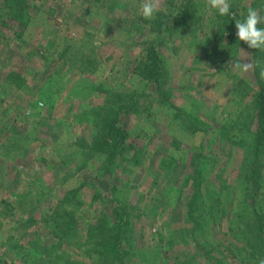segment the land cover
Masks as SVG:
<instances>
[{
  "label": "rangeland",
  "instance_id": "1",
  "mask_svg": "<svg viewBox=\"0 0 264 264\" xmlns=\"http://www.w3.org/2000/svg\"><path fill=\"white\" fill-rule=\"evenodd\" d=\"M5 1L0 264H115L100 245L115 224L116 264H264V152L250 177L264 51L222 41L206 0H160L152 19L143 0ZM262 3L230 0L229 13L263 16ZM153 44L172 105L136 71ZM237 60L259 67L237 73ZM132 93L126 146L106 174L83 147ZM71 205L72 232H55L50 215Z\"/></svg>",
  "mask_w": 264,
  "mask_h": 264
},
{
  "label": "trees",
  "instance_id": "2",
  "mask_svg": "<svg viewBox=\"0 0 264 264\" xmlns=\"http://www.w3.org/2000/svg\"><path fill=\"white\" fill-rule=\"evenodd\" d=\"M241 2V1H240ZM239 3L238 6L240 5ZM236 4L234 5L235 7ZM263 11L264 16V0L262 5L260 6ZM231 12H236L235 9H231ZM232 13L228 15L221 16L217 21L211 22L213 32L221 38V40L225 39H235L237 38L236 32L237 29L235 28V21L239 17V14H234L231 16ZM259 27L264 28V24L259 25ZM177 27L170 25L166 28L165 32H173ZM221 41V42H222ZM231 43V41H230ZM251 51V49L249 48ZM253 50V49H252ZM256 53V51H251ZM257 54V53H256ZM264 54V53H263ZM222 58H227V53L221 54ZM136 71L140 73V83L144 86V89H150L153 86L156 89V93L160 95V98L167 100L171 104V97L169 93L165 89V81L167 79V75L165 74V67H164V60L160 54L159 48L157 44H153L151 49L148 52L147 58L139 59ZM136 96H139L138 93L130 94V103H123V106L120 105L119 109L116 110H108L106 113V122L104 127L97 126L96 128L99 129L98 134L95 135L93 138V143L91 145H85L83 148L89 149L92 156H96L97 160L100 162L98 163L100 169H102L106 174H113L115 170V166L117 163L118 155L120 153V149L126 146L125 142L127 140V134L121 124V117L122 115H127L132 111H135L136 105L138 100H136ZM167 96V97H166ZM173 107V106H172ZM175 108V107H173ZM255 113L258 114L257 120V127L254 134V140L252 143V152L255 157L254 161V170L252 171L250 177L253 178V181L256 183L258 181L257 177L259 173L257 171V166H259V160L261 158L262 153L264 152V89L260 88L259 93L256 96V101L254 105ZM185 113V111H183ZM96 123H94L95 126ZM206 132H208V126L206 125ZM135 150V149H134ZM86 154V153H84ZM88 159L85 163L89 162ZM211 172H206V177L210 176ZM251 180V179H249ZM200 184V183H198ZM195 187H197L195 185ZM260 186H257L259 189ZM256 189V190H257ZM196 190V188H195ZM253 194L251 197H254ZM67 198V197H65ZM70 209V210H69ZM63 208L61 213H59L54 219L53 212L50 215V226L52 229L54 228L55 232L60 231V233L67 234V232H72L70 227L73 224L74 217L71 210H73V206L71 205L70 208ZM126 211L124 210L125 214ZM67 216V220L70 222V226H68L65 217ZM52 219V220H51ZM108 228V229H107ZM104 227L108 234L106 238L100 239V245L103 249H106V252L109 253L110 259L113 263H118L122 258L121 253V245H122V234H123V227L121 225H113L111 227ZM63 240V237L60 239Z\"/></svg>",
  "mask_w": 264,
  "mask_h": 264
},
{
  "label": "clouds",
  "instance_id": "3",
  "mask_svg": "<svg viewBox=\"0 0 264 264\" xmlns=\"http://www.w3.org/2000/svg\"><path fill=\"white\" fill-rule=\"evenodd\" d=\"M206 4L220 16L228 15L230 12V0H206ZM159 7L160 0H143L140 5V14L144 19H152L159 11ZM261 24H264V16H261L256 9L249 8L243 21H235L238 40L250 49L264 51V28L259 27ZM255 67H259V64L254 65L252 62L239 60L232 63V70L241 74L254 71ZM259 75L264 79V67L260 68Z\"/></svg>",
  "mask_w": 264,
  "mask_h": 264
},
{
  "label": "crops",
  "instance_id": "4",
  "mask_svg": "<svg viewBox=\"0 0 264 264\" xmlns=\"http://www.w3.org/2000/svg\"><path fill=\"white\" fill-rule=\"evenodd\" d=\"M9 12H11V11L9 9H7L6 1L5 0H0V13L1 14L2 13L5 14V13H9ZM1 25H2V23H1Z\"/></svg>",
  "mask_w": 264,
  "mask_h": 264
}]
</instances>
